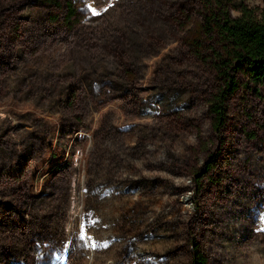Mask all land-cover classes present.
<instances>
[{"label":"rangeland","instance_id":"rangeland-1","mask_svg":"<svg viewBox=\"0 0 264 264\" xmlns=\"http://www.w3.org/2000/svg\"><path fill=\"white\" fill-rule=\"evenodd\" d=\"M217 5L0 0V264H264V93L229 71L215 128Z\"/></svg>","mask_w":264,"mask_h":264},{"label":"trees","instance_id":"trees-1","mask_svg":"<svg viewBox=\"0 0 264 264\" xmlns=\"http://www.w3.org/2000/svg\"><path fill=\"white\" fill-rule=\"evenodd\" d=\"M225 0H217V11L213 9L206 15L208 30L223 41V57L217 55V68L223 70L225 88L214 96L210 111L214 114L215 128L220 125L224 114V100L228 92H234L237 87L229 71L247 75L248 80L255 86L256 94L264 93V20L246 7H237L238 15L231 16L224 4ZM212 8V6H209ZM207 167V166H206ZM189 264H205L204 256L196 243H192Z\"/></svg>","mask_w":264,"mask_h":264},{"label":"snow or ice","instance_id":"snow-or-ice-1","mask_svg":"<svg viewBox=\"0 0 264 264\" xmlns=\"http://www.w3.org/2000/svg\"><path fill=\"white\" fill-rule=\"evenodd\" d=\"M93 14L95 15V14H97V13L94 12Z\"/></svg>","mask_w":264,"mask_h":264}]
</instances>
